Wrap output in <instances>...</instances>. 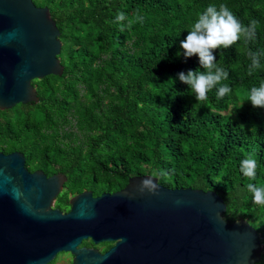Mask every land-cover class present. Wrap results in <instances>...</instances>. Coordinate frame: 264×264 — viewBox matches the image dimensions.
I'll list each match as a JSON object with an SVG mask.
<instances>
[{"label":"trees","instance_id":"obj_1","mask_svg":"<svg viewBox=\"0 0 264 264\" xmlns=\"http://www.w3.org/2000/svg\"><path fill=\"white\" fill-rule=\"evenodd\" d=\"M34 1L58 26L64 70L35 80L38 101L0 111V137L36 166L66 175L54 206L67 211L70 195L113 191L142 174L168 187L213 190L225 216L256 227L263 245L257 264H264V206L240 191L248 183L264 186V108L246 100L264 82V57L249 76L247 55L264 49V0ZM222 3L245 26L257 20V36L215 50L232 91L217 100L213 88L200 102L177 73L204 69L198 57L177 53L198 15ZM119 11L123 24L115 20ZM246 157L257 161L254 180L240 172Z\"/></svg>","mask_w":264,"mask_h":264},{"label":"water","instance_id":"obj_2","mask_svg":"<svg viewBox=\"0 0 264 264\" xmlns=\"http://www.w3.org/2000/svg\"><path fill=\"white\" fill-rule=\"evenodd\" d=\"M60 31L47 6L0 0V109L38 101L33 79L61 75ZM144 178L155 191L140 192ZM66 175L24 167L18 152H0V264H48L58 253L70 264H257L263 245L244 219L224 218L213 190L168 187L149 174L93 196L83 190L69 210L54 206ZM115 241L105 253L80 246Z\"/></svg>","mask_w":264,"mask_h":264},{"label":"clouds","instance_id":"obj_3","mask_svg":"<svg viewBox=\"0 0 264 264\" xmlns=\"http://www.w3.org/2000/svg\"><path fill=\"white\" fill-rule=\"evenodd\" d=\"M117 23L123 24L127 20L126 14L119 11L115 17ZM144 17L136 14V21L143 23ZM133 21L128 20V27ZM258 21L253 19L247 26L243 25L237 16L225 4L218 7L209 4L202 11L195 22L190 26L186 37L180 41L182 52L185 59L193 56L198 57L199 65L204 69L192 70L177 73L179 80L188 85L189 92L196 101H206L208 92L216 88L217 100L222 99L232 89L222 82L228 79L229 73L222 66L217 64L215 50L227 49L243 39L245 43H253L256 40V28ZM248 75L251 76L260 67L261 58L264 57V49L249 51ZM174 82V81H173ZM246 100L251 102L254 108H264V82L259 86H253L247 94ZM242 106V104L240 105ZM240 172L247 178L254 180L257 171V161L252 157H246L239 163ZM157 185L152 178H144L140 181L138 190L140 192L155 191ZM247 191L251 194L252 202L256 205L264 206V186L255 183H248L240 191Z\"/></svg>","mask_w":264,"mask_h":264},{"label":"flooded vegetation","instance_id":"obj_4","mask_svg":"<svg viewBox=\"0 0 264 264\" xmlns=\"http://www.w3.org/2000/svg\"><path fill=\"white\" fill-rule=\"evenodd\" d=\"M33 2H34V4L36 5V6H40V7H42V6H44V5H42V4H40V3H37V2H35L34 0H33ZM56 23V22H55ZM57 25V24H56ZM58 27V26H57ZM35 80L36 79H33L32 80V84H33V86L35 87V90H36V94H37V83L35 82ZM4 110H8V109H4ZM0 111H2V109H0ZM11 139H10V137H7V138H5V141H10ZM2 142H3V138H1L0 137V152L1 153H3V154H9V153H12V152H18V153H20L22 156H23V158H24V167L26 168V170L28 171V172H30V173H32V172H34L35 170H39L41 173H43L44 175H46L47 177H49V176H51V175H53V174H55V173H62V174H64L63 172H61V171H57V170H55L53 167H51V166H42V167H38V166H36V164H34V163H32V162H30L28 159H30L29 158V156L28 155H26L24 152H22L21 150H19V149H8L7 148V146H6V144H2ZM65 175V174H64ZM131 177V176H130ZM66 181H67V179H66ZM66 181H65V183H66ZM64 183V184H65ZM125 186V185H124ZM124 186H122L121 188H118V189H116V190H113V191H108V192H110L111 194L110 195H112L113 194V192H115V191H117V190H120V189H122ZM63 189H64V185H63ZM62 189V190H63ZM84 190H88V189H84ZM83 191V190H82ZM81 191V192H82ZM62 192V191H61ZM60 192V193H61ZM80 193V192H79ZM102 193V192H101ZM101 193H99V194H101ZM76 194H78V193H76ZM93 194V193H92ZM99 194H93V196H97V195H99ZM75 195V194H74ZM73 196V195H72ZM58 197V196H57ZM57 200V199H56ZM56 200H55V202H56ZM55 205V204H54ZM70 207V206H69ZM69 210V209H68ZM238 217H240V218H242V219H244L245 221H247L250 225H252L251 224V222L249 221V220H247V219H245L244 217H242V216H237V217H235V218H233V217H231V216H225L224 215V218L226 219V221H228V222H233L236 218H238ZM253 226V225H252ZM255 229H256V227L255 226H253ZM257 230V229H256ZM260 235V234H259ZM261 238V237H260ZM115 242H116V240L115 241H102V242H100V243H94L92 240H91V238H87V239H84L83 241H82V243H81V245L80 246H84V247H88V248H96V249H98L101 253H105L111 246H113L114 244H115Z\"/></svg>","mask_w":264,"mask_h":264},{"label":"rangeland","instance_id":"obj_5","mask_svg":"<svg viewBox=\"0 0 264 264\" xmlns=\"http://www.w3.org/2000/svg\"><path fill=\"white\" fill-rule=\"evenodd\" d=\"M71 196L72 195H70V197ZM71 260H72V255L70 253H68V252H60V253L57 254L53 264H70Z\"/></svg>","mask_w":264,"mask_h":264}]
</instances>
